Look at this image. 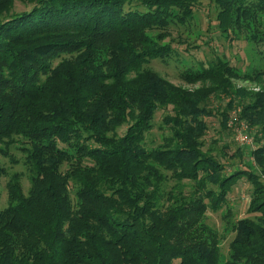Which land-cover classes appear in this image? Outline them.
Segmentation results:
<instances>
[{
	"label": "trees",
	"instance_id": "16d2710c",
	"mask_svg": "<svg viewBox=\"0 0 264 264\" xmlns=\"http://www.w3.org/2000/svg\"><path fill=\"white\" fill-rule=\"evenodd\" d=\"M20 1L28 8L12 13L15 0H0V153L16 162L9 148L22 144L30 188L21 173L9 176L0 264H264V70L240 73L219 57L181 72L199 84L189 88L147 66L171 56L169 26L193 19L200 0ZM213 1L223 33L264 27V0ZM212 97L227 100L222 109L209 106ZM160 108L171 111L162 119L170 134L150 148ZM237 109L260 144L250 149L255 165L225 174L204 148L205 117L218 114L233 130ZM243 177L254 216L231 223L223 258L204 217ZM169 179L176 184L167 191Z\"/></svg>",
	"mask_w": 264,
	"mask_h": 264
},
{
	"label": "rangeland",
	"instance_id": "374dc122",
	"mask_svg": "<svg viewBox=\"0 0 264 264\" xmlns=\"http://www.w3.org/2000/svg\"><path fill=\"white\" fill-rule=\"evenodd\" d=\"M138 4L133 2L131 6ZM142 9V5H136ZM129 5L126 6L128 8ZM20 0H15L12 13L27 9ZM195 16L186 24H171L169 26V36L166 41L172 46L173 52L166 60L160 58L151 59L147 66L166 77L176 85H183L189 88H195L199 84H188L180 76L181 72L187 67L195 69L201 68L200 64L207 66L210 62L216 61L222 57L227 59L238 72L251 71L252 69L264 70V27L262 22L256 21L254 27L245 29H231L228 33L220 30L217 12L218 8L213 0H200L195 6ZM257 36V37H256ZM69 57L65 54L56 58L54 65L62 58ZM238 87L258 90L257 83L249 80L234 79ZM227 100L212 97L209 106L214 109H222ZM236 111V110H235ZM231 112L230 118L234 116ZM170 109L160 108L156 111L153 128L147 132L145 144L147 147H156L163 142L165 136L170 134V130L162 124L163 117L170 113ZM239 110H237L238 115ZM209 129L204 136V148H212V152L225 166L224 173H230L235 168H245L246 163L251 162L255 165L254 159L250 154V149H254L258 144H264V137L260 143L255 142V130L250 129L253 137L252 145L240 144L236 139L235 130H223L220 127V116H207ZM127 126L124 124L118 128V134H124ZM262 136V135H261ZM22 140V139H21ZM2 144L0 143V146ZM22 144L16 143L9 148L10 154L16 159V162L2 153H0V164L6 167L8 174L0 176V209L8 205L7 181L9 176L15 172L21 173V183L25 193L30 188V177L28 165L25 161V152L21 150ZM239 147L243 148L240 156ZM170 172H168L169 174ZM185 193L191 189L192 183L188 180L183 181ZM176 184L174 179H169L164 183V188L168 191ZM75 189L71 190V195L75 199ZM253 196V186L245 177L240 178L238 182L228 193V197L223 206L218 210L207 209L204 220L209 228L218 236L220 241L223 258H226L229 251L230 241L234 237V232L230 229L231 223L239 218L254 214L248 211L249 203ZM174 264H178L175 261Z\"/></svg>",
	"mask_w": 264,
	"mask_h": 264
},
{
	"label": "built area",
	"instance_id": "2783aa9c",
	"mask_svg": "<svg viewBox=\"0 0 264 264\" xmlns=\"http://www.w3.org/2000/svg\"><path fill=\"white\" fill-rule=\"evenodd\" d=\"M237 110H234L235 114L231 119H229L228 125L235 130L236 139L240 142V144H242L243 146L252 145L253 137L251 136V131L245 120L238 117Z\"/></svg>",
	"mask_w": 264,
	"mask_h": 264
}]
</instances>
